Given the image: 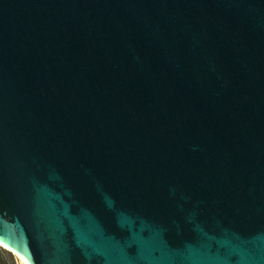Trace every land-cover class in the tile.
Wrapping results in <instances>:
<instances>
[{"label":"water","instance_id":"water-1","mask_svg":"<svg viewBox=\"0 0 264 264\" xmlns=\"http://www.w3.org/2000/svg\"><path fill=\"white\" fill-rule=\"evenodd\" d=\"M0 246L264 264V0H0Z\"/></svg>","mask_w":264,"mask_h":264},{"label":"trees","instance_id":"trees-1","mask_svg":"<svg viewBox=\"0 0 264 264\" xmlns=\"http://www.w3.org/2000/svg\"><path fill=\"white\" fill-rule=\"evenodd\" d=\"M18 257L0 246V264H19Z\"/></svg>","mask_w":264,"mask_h":264}]
</instances>
